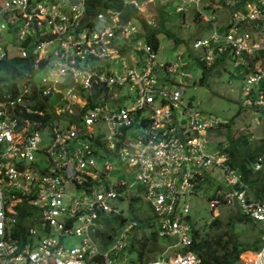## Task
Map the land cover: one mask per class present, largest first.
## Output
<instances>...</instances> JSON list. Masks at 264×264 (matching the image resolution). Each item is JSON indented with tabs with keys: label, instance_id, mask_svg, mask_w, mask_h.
<instances>
[{
	"label": "built area",
	"instance_id": "obj_1",
	"mask_svg": "<svg viewBox=\"0 0 264 264\" xmlns=\"http://www.w3.org/2000/svg\"><path fill=\"white\" fill-rule=\"evenodd\" d=\"M175 1L184 11L190 4L198 10L200 0ZM208 1L228 13L204 5L210 29L191 49L208 63L226 58L242 66V103L264 113V92H252L264 80V67L252 63L264 52V0ZM123 2L140 10L137 0ZM0 14V34L11 29L10 38L0 35V59H33L0 83V264H125L135 222L117 203L126 181L110 180L113 157L134 173L156 234L168 238L143 264H205L190 249L187 199L212 170L224 189L207 196L211 218L227 207L261 230L256 247L233 264H264V201L247 195L222 150H206L205 130L219 120L170 79L189 76L179 68L184 61L157 59L151 43L138 45L135 19L120 20L112 8L88 12L84 0H0ZM131 50L142 58L126 56ZM97 157L105 158L101 168ZM261 161L257 155L252 167ZM109 217L117 223L105 228ZM18 219L22 233L13 230ZM71 235L76 243L66 244Z\"/></svg>",
	"mask_w": 264,
	"mask_h": 264
},
{
	"label": "rangeland",
	"instance_id": "obj_2",
	"mask_svg": "<svg viewBox=\"0 0 264 264\" xmlns=\"http://www.w3.org/2000/svg\"><path fill=\"white\" fill-rule=\"evenodd\" d=\"M138 4L139 11L144 13L146 23L157 26L156 58L167 60L169 63H173L178 59L184 61L179 68L183 72L188 73L189 76L186 78L176 73L170 79L178 82V86L183 88L184 98L188 97L193 104L197 102V105L205 112L206 116L211 114L219 120L217 124L206 128L207 149L212 151L216 146L223 147L229 143V138H232V142H235V138L241 134L247 136L246 146L256 144L262 135V123L259 121L254 122L252 115L255 114H252V108L242 103L241 85L244 68L240 65L234 66L229 64L226 58L223 60L214 59L208 63L200 57L199 52L194 51L190 46V42L195 36L203 35L210 29L209 21L204 19L210 15V11L204 8V5L210 7L212 4V10L216 13H228L226 9L221 8L220 3H210L208 0H200L197 4L198 10L194 9V6L190 4L183 7L184 11H176L174 9L177 5L175 0H143ZM1 18L2 14H0ZM137 24L140 29V35H142L144 29L138 22ZM247 27H250V24H247ZM1 33L4 34H0L3 38H10L11 29H2ZM142 41L144 40L141 39V42L138 44L139 46L142 45ZM130 52L133 53L131 59L142 58V56L136 55L135 50L128 51L126 56ZM254 60L256 62L253 61L252 63H260L264 67V52L261 54L259 60ZM202 65L205 68L203 74ZM160 71L159 74L163 73V70ZM41 72V70H37L34 77H39ZM259 84L264 88V80ZM104 161L105 158L97 157V167L101 168ZM108 161L111 162V158ZM112 162L109 174L110 180L121 177L126 181L124 190L126 196L124 195L121 199L117 200V203L123 209V213L127 219L134 220L135 222V225L131 228L132 233L135 232L137 237L142 235L146 237V250L143 253L146 261L165 249L168 238L158 235L154 239L149 237L152 230L156 231V222L149 205L140 193L138 181L134 178V173H127L125 168L117 164L114 157L112 158ZM263 164L264 154L261 167ZM218 181L223 185L216 175H208L196 189V192L188 197V221L191 227L199 233H207V236L220 234L221 238H227L229 242L232 241L230 239L236 238L243 245L251 243L260 230L259 225L245 217L239 218V213L233 212V210L227 207H219L216 211L212 210V218H217L219 222L217 226H207L210 219H212L207 196L210 195L212 188L216 184H219ZM70 190L72 192L76 191L75 189ZM128 193L134 197L130 204L127 197ZM229 220H231L230 224ZM115 223H117V219L109 217V223L105 228H109ZM77 239L75 235H71L64 238V241L66 244H73L76 243ZM151 245L158 247V249L147 250ZM167 249L171 252L174 248L168 247ZM247 249L243 250L245 252L242 251L243 256L247 253L250 254ZM164 252L166 253L167 250ZM124 253L126 256L125 264L137 262V251L135 248H124Z\"/></svg>",
	"mask_w": 264,
	"mask_h": 264
},
{
	"label": "trees",
	"instance_id": "obj_3",
	"mask_svg": "<svg viewBox=\"0 0 264 264\" xmlns=\"http://www.w3.org/2000/svg\"><path fill=\"white\" fill-rule=\"evenodd\" d=\"M141 2L143 0H137ZM84 8L88 12L99 11L105 8H112L117 10L119 13L120 20H127L130 18L135 19L144 29V33L141 39L148 43H151V48L156 51L157 48V26L155 24L146 23L145 16L140 12L136 6L131 3H124L123 0H84ZM149 26V27H148ZM32 56H10L0 59V83L4 79H13L15 76L20 75L22 70L30 69L32 63ZM205 71L204 65H202V74ZM262 89V85H260ZM260 120L263 121L262 135L259 141L251 146H246L247 136L241 134L236 137L235 142H231L230 146H225V150L228 152L226 162L238 168L248 184V191H250L251 198L262 201L264 200V165L262 168L254 170L252 168V161L258 154H264V115H260ZM263 171V173H261ZM129 204L134 198L132 195L128 196ZM20 215H24L21 213ZM245 217L252 221L250 218L244 215H239V218ZM218 219L212 218L208 222L209 227L217 226ZM229 224L231 220L228 221ZM144 224V222H143ZM142 224V225H143ZM24 226L20 223V219L16 222L14 231H23ZM192 235L194 238L193 244L190 245L196 254H198L201 260L205 264H233L238 259V254L240 251L247 248L256 247L259 241L260 230L255 237L254 241L249 244L243 245V243L238 242L236 238L230 239L232 241L221 238L220 234L214 236H207V233H199L195 229H192ZM157 236L156 231L152 230L149 237L155 238ZM145 236H136V233H132L129 242L125 248H135L137 251V262L132 264H143L146 258L143 257L145 252ZM233 243V244H231ZM158 249L151 245L147 250ZM251 253V251H248Z\"/></svg>",
	"mask_w": 264,
	"mask_h": 264
},
{
	"label": "crops",
	"instance_id": "obj_4",
	"mask_svg": "<svg viewBox=\"0 0 264 264\" xmlns=\"http://www.w3.org/2000/svg\"><path fill=\"white\" fill-rule=\"evenodd\" d=\"M263 52H260L259 53V55L257 56L258 58H256L255 57V59H258L259 60V58L261 57V54H262ZM253 61H255V60H253ZM256 62V61H255ZM256 64H258V63H256ZM260 64V63H259ZM261 65V64H260ZM263 67V66H262ZM263 82V81H262ZM261 83V82H260ZM257 90H262L263 92H264V89H262L261 87H260V84L258 83V84H254V86L252 87V92L254 93V92H256ZM246 106V105H245ZM249 107H251L252 108V114L254 113L255 115H252V120L254 121V122H261L262 123V128H263V121L262 120H260V115L262 116V115H264V113H262V112H260L257 108H255V107H252V106H249ZM206 131V130H205ZM232 138H229L228 140H229V143H227L226 145H224L222 148L221 147H215L212 151H214V150H216V149H220V150H222L225 154H226V156H228V152L225 150V146H230V144H231V142L230 141H232L231 140ZM208 142V141H207ZM206 145H207V143H206ZM206 150L207 151H209V152H211V150H208L207 149V146H206ZM258 155H261V157L263 158V154H258ZM261 164H262V161H261ZM264 165V164H263ZM260 167H261V165H260ZM259 167V168H260ZM253 168V167H252ZM259 168H257V169H259ZM262 168V167H261ZM254 169V168H253ZM257 169H254V170H257ZM211 171V170H210ZM208 175L209 176H213V175H216L217 176V178L219 179V177H218V172L217 171H211V172H206L205 173V175L202 177V179H200L199 181H198V183H197V185H196V187H195V191H194V193L196 192V189L200 186V184H202L203 183V181L208 177ZM220 180V179H219ZM218 183H219V181H218ZM216 188H223L224 189V185H221L220 183L219 184H216L213 188H212V190H211V192H210V194L212 193V191L213 190H215ZM247 195L249 196V197H251V195H250V191H248V184H247ZM262 201H264V200H262ZM251 222H253V221H251ZM255 223V222H254ZM257 224V223H256ZM24 230V229H23ZM261 231V230H260ZM18 232H20V233H22L23 231H18ZM256 239V238H255Z\"/></svg>",
	"mask_w": 264,
	"mask_h": 264
},
{
	"label": "water",
	"instance_id": "obj_5",
	"mask_svg": "<svg viewBox=\"0 0 264 264\" xmlns=\"http://www.w3.org/2000/svg\"><path fill=\"white\" fill-rule=\"evenodd\" d=\"M123 220H124V218H122V219L120 220V222L123 221Z\"/></svg>",
	"mask_w": 264,
	"mask_h": 264
}]
</instances>
